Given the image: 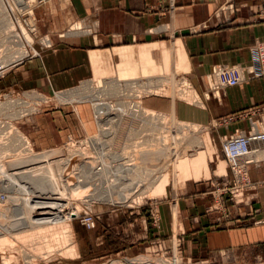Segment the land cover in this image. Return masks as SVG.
<instances>
[{
    "label": "crops",
    "instance_id": "obj_1",
    "mask_svg": "<svg viewBox=\"0 0 264 264\" xmlns=\"http://www.w3.org/2000/svg\"><path fill=\"white\" fill-rule=\"evenodd\" d=\"M30 14L36 52L7 68L0 89L36 90L48 96L112 76L153 78L159 71L179 69L199 94L203 90L211 95L206 83L211 68L245 69L250 48L264 41V0H51L46 5L32 3ZM203 92L202 108L157 95L142 97V103L154 111L167 110L179 121L205 126L216 138L246 132L253 121L264 131V77L224 87L211 97ZM18 126L36 151L59 147L96 129L84 104L44 107ZM205 136V156L176 167L152 198L162 197L170 185L175 190L189 181L204 184H186L178 197H162L156 227L138 212L113 215L92 231L73 223L78 253L86 245L95 256L104 251L131 256L152 241L171 248L176 242L190 259L264 248V143L250 146L252 190L242 202L213 210L206 182L230 177V172L220 161L210 171L216 149Z\"/></svg>",
    "mask_w": 264,
    "mask_h": 264
},
{
    "label": "rangeland",
    "instance_id": "obj_2",
    "mask_svg": "<svg viewBox=\"0 0 264 264\" xmlns=\"http://www.w3.org/2000/svg\"><path fill=\"white\" fill-rule=\"evenodd\" d=\"M18 1L20 0H12L10 2L9 0H1L2 4H4L3 6H5V8L7 9L6 14L8 15L9 19L10 17L19 19L18 15H23V13L25 12L28 13L27 17L31 15L30 12L32 10V3L30 4V6H28L26 10L21 11L16 4ZM25 6H27V4H25ZM10 11L12 14L10 13ZM28 22H29V19H28ZM11 24L13 26L14 33H17L21 37L22 35H24V38L22 37V41L21 40L19 41L23 43L22 47L25 52V55L23 57L16 59V61L21 60L23 58L33 56L34 53L36 52L35 50H33L35 43H33V39L31 35L29 34V32L25 33L24 31H22L21 29H24L23 26H20V30H19L18 27L12 23V20H11ZM29 27L31 28V26ZM13 32L9 33L10 36L13 34ZM9 39L11 40V38ZM14 44L17 45L16 43ZM14 44L13 45L6 44L5 46L1 45L0 47L1 56L0 57H2L7 50L10 52L11 50L13 51L14 49V51L17 52V49H18L19 51V48L18 47L15 48ZM10 47L11 49H9ZM161 63L162 62L160 61L158 64H161ZM8 64H5V65H8ZM162 71H159L157 75H155L153 78L159 77L164 72ZM170 71H173V70H170ZM180 72L177 75L178 83H182L183 81H185L186 84L184 88L185 89L188 88V90L192 91V94L187 92V94L189 93L190 96L187 95L186 98H183L180 94L178 95L176 91H175L176 93L174 94V96H170V93H171L170 90H168V88L167 89L160 88L159 84L157 82H154L153 79H151V77L150 78H137L129 74L122 75V76H112V77L98 80V81H92V82L88 81V82L80 84L77 87H74L68 90L54 91L51 93V95H48V96H45L36 90H26V91L16 92L12 89H7V88L0 89V103L5 102L7 98L10 99L11 101L13 100L12 102L16 100L17 103H21V104L16 103L17 105L13 103L12 104L13 107H10V108L8 107L6 110L3 109L2 112H0V131L2 132L0 133V144L4 143L5 147H9V146H6V142H5L6 138H10L11 133L17 132L21 136V138H23L25 142L27 143L26 146L28 145L27 147L25 146L28 150L25 151L26 155H23V156L28 157V155L29 156L39 155L42 159L52 158L51 159L52 162L55 161V162H58V164L60 163L66 166V171H65L67 175L66 180H69L71 178V183H70L71 185L70 184L69 185L71 187L70 189H73V191L66 190V187H65L66 185L64 184L63 180H59V185L58 186L54 185L55 186L54 189H58V193L52 196L50 192L41 193V191L44 192L46 191L47 188H51V186L47 184L38 186L36 188L37 190L38 188L40 189V192L38 193L36 191L31 192V193H26L24 191L22 192L18 191L17 189L19 187L21 189L23 188V186L19 184V180L27 181L31 179V177L29 176L30 170H31L30 165H32L33 167L37 166V161L34 160V164H33V161L30 162L29 160L27 163L21 164L24 160H18L19 158L13 159L14 157H17L18 155L24 154V153H21L20 151L21 148L18 144L14 146V148L17 149L16 152L10 153V156H12L13 158H11L10 156H6V155L0 158V202H1L0 203V222L4 221V224H0V237H1L0 238V264H138L139 262H145V261L163 262L167 264H264V248H261L259 250L250 251L242 255L241 254L239 255L237 253H231V252H220V253L210 255L209 257L200 256L202 258L199 257V258L190 259V258L184 257L180 253V250H179L180 247L176 245V242H174V245L171 248V247H168L166 244L162 243V241H159V242L152 241L151 243L143 247L139 246V248L135 250L133 255L131 256L121 255L122 254L121 251H117L116 253L104 251L103 253L97 254V256H95V253L87 252V249L84 248V246L86 245L81 246L80 252L78 253L77 243L75 241L74 234H73V227H72L73 223H77L85 231H92V230H95V228L97 227L99 223H103V222L105 223L107 219L114 218L113 215H118L120 213L129 214L131 212L133 213L138 212L139 214H141V216H143L147 224L154 225L155 227L156 225L158 226L159 214L157 212V209H158L157 206H158V203L160 202L159 200L165 195H167L168 193H171L172 197H178V195H180L183 192L184 187L186 184H188V182H185L183 186H179L175 190L172 189L171 185L167 186L165 190L166 192L162 197L152 198L155 188H157L162 183L164 184L167 183L170 179L169 173L170 174L173 173L174 175V169L176 167L188 164L194 159H198L200 157L205 156V154L207 153L206 149H208L207 144L205 142V138H207L205 136L206 133L210 136L208 137V139L210 140L208 144L212 143L211 142V139H212L215 149H216V153L212 155V160L208 163V167L210 171L216 170V163L218 161L223 163V167L225 169L226 163L224 161L225 159L222 153V145H221V139L223 136L221 138H216L214 132H211L209 128L205 126L197 127L196 125L189 124L183 121H179L174 115L167 112V110L166 111H154V110L147 108L146 103H142V97H147L150 95H157V96H162L164 100L165 99L167 100L171 99V101L172 99L180 100L189 105L202 108V104H197V102H195L197 101V99H195L196 95L193 93V91H195L199 99H201V94L203 90H201L202 92L199 94L198 90L189 83L190 81L185 80L184 77L181 76L182 73ZM110 81L122 82L124 84L133 81L138 85L140 84V86L125 88L127 84L121 85L120 87L121 90L123 91V88L125 89L123 91L124 92L123 94L122 93L118 94L119 96L117 95L116 97H106L103 100V102L105 103L112 102L111 104L115 105V102H117V100L124 101V102L128 101V103H130V101H134V102L139 103V105L144 109L153 111L154 113H157V114H166L169 117L174 118L176 122H180V124H182L183 126L194 128L195 137L197 138V140H199L201 144L198 148L196 149L193 148L192 150L191 145L189 144L190 139L188 138V136L183 135L181 137L182 139H179L180 136L177 134V132H175L174 128L171 131L166 132L164 128L162 127L163 125L161 124L158 125L155 123L150 125L153 130L152 132H144L142 134H139L138 139L135 138V140H133L129 136L128 137L126 136L127 131H125L120 136L116 135L118 137L115 136L111 140V142H114L115 145L111 147H107L108 153L112 161L110 165L111 167L116 166L123 161L125 157L122 155V153H125V154L130 153V149L124 151L123 148L125 145L131 143L132 141H134L135 143L142 142V141L144 142L145 139H148L151 137L155 139H153V141L150 144L154 145L156 141L157 142L156 145H158L159 140L157 138L160 136L169 135L172 139L175 138L173 140L178 139L176 140L178 142H175L174 144L175 145L174 151H176L175 155L177 156L170 155V158L168 159V160H172L170 165L166 166L164 169H160V166L167 159L165 158L167 157V154H165L164 161L159 162V167L158 169H156L153 175V178L150 181H146L145 178L141 179L140 183H137L136 185H134L135 187H137L136 189L133 186L134 189L132 190L131 193H129L130 191H127V193H129V195L125 197L127 198V200L126 202H122V203H113V202H106L101 199L93 200L91 198H87V196L90 194H88L89 192L85 190L89 189L88 188L89 184L81 183L85 181L84 176H81V177L77 176L78 174H81V173L84 174L87 171L95 170L96 168H98V165L101 162L100 159L96 162H91L93 157L100 156V154L98 155V153H100V148L94 144L87 143L89 139L96 138L100 131V126L97 123L98 121L97 116H95L96 114L93 109V105H91L93 103L90 101H86V100L81 101L80 103L79 102H63V101L61 102L57 98L58 93L64 94L67 92L69 93L72 92L74 94L76 93L78 94L80 92L89 93L90 91H93V90L99 91L101 90V87H103L106 82H110ZM88 83L91 84V88L86 87V84ZM165 83L169 84L167 82ZM206 83L208 86L210 84V81L207 80ZM141 84H143V86ZM181 90H183V88ZM203 93L204 95H206V97L207 96L211 97L212 94L214 95V93L212 92H211V95L207 94L205 91ZM162 97L160 99H162ZM81 104H84L89 107L91 114H92L94 124L96 125V129H94L92 134L87 135L85 137H82L79 139L69 138L67 142H65L63 145H60L59 147L51 148V149L44 150V151H36L35 149H33L30 142L24 136V134L21 132L18 126L21 120H23L24 118H27L30 115L37 113L40 109H43L44 107L51 106V107L58 108V107H61L62 105L63 106L73 105L76 107V105H81ZM95 117L96 119H94ZM102 117H105V116H101L100 118ZM125 118L127 119L128 117L124 116L123 119ZM125 120L123 122H125ZM128 121H129V118L128 120H126L125 123L122 122L125 128L124 126L121 127L119 125L117 127H120L125 130L126 129L132 130V128H136V130L140 129L141 125L136 124L133 121L130 124ZM137 121L139 120L137 119ZM126 123L128 125H126ZM5 127L7 128L5 129V131H3ZM130 135H131V131H130ZM129 138H130V142L127 141ZM114 139L116 140L113 141ZM105 152L107 153L106 150ZM150 152L152 153V151ZM77 153L80 156V158L76 156ZM159 154L160 156H162V153H159ZM81 155L82 157L83 155H85L86 157L84 156L82 158ZM87 160H89L90 162ZM107 162H109V160L106 158L104 159L103 164H106ZM24 165L26 166V168H24ZM114 168L117 169V167H114ZM72 170H74V174L70 176V172ZM37 172H40V171H37ZM221 174H224V170ZM101 175L102 174H100L99 177L105 179V177ZM39 177L47 178L46 174L43 175V172L39 174ZM230 177H223L220 179L218 178L216 179L212 177V181L206 182L209 184L208 190L210 191L211 196L213 197L214 202H213V205H211L210 207L213 210H217V209L226 210L225 207L223 206L224 203H228L230 205L232 204L236 205L235 200L232 199V195H231L232 193H229L227 191V187L229 184L227 181L230 180ZM34 179H37V177L34 176ZM45 180L49 181L48 179H45ZM105 180H106L105 185L107 186L111 184V186L114 187L117 184V182L116 183L112 182V178L111 179L106 178ZM78 181L80 182L78 183ZM204 182L200 181V182H196L195 184V182L189 181L188 185L195 186L199 184H204ZM191 183H194V184H191ZM123 186L121 187L122 191L118 190L117 192L123 193L124 192ZM253 186L254 185L252 184V187ZM78 187H80V189L83 188V190L79 191L78 189L77 191ZM245 193L246 191L241 196V199L237 201L242 202L243 201L242 198L244 197ZM91 194H94V193H91ZM32 198H34V201L31 200ZM18 202L19 203L23 202L24 204H27V205H29L30 203V204H33L34 206L31 207L32 210L31 208L23 209V207L13 210L12 208L13 205L16 203L19 204ZM6 206H9V207H6ZM215 206L217 207V209H214ZM12 212H15V213H12ZM83 212H88L91 217H84L85 215L82 216V214H84ZM39 214L40 216L36 220L32 217L34 215L37 216ZM224 215L228 216V213ZM91 218H92V221L94 222L93 223L94 226H89L88 224H86V222L89 221ZM49 221L50 223H48ZM13 222L14 224L20 225V226H15L17 227L15 229H19V230H15L16 232L15 231L12 232L7 229L4 230L3 227L7 228V227L12 226ZM176 228L178 229V224ZM1 234L3 235V237ZM2 238H5V239L3 240ZM163 245H165V247ZM118 252H121V253H118ZM174 256H177L178 258Z\"/></svg>",
    "mask_w": 264,
    "mask_h": 264
},
{
    "label": "bare ground",
    "instance_id": "obj_3",
    "mask_svg": "<svg viewBox=\"0 0 264 264\" xmlns=\"http://www.w3.org/2000/svg\"><path fill=\"white\" fill-rule=\"evenodd\" d=\"M10 1H12V0H9V2ZM50 1L51 0H47V1H43V0H20L16 4L19 7V9L21 11H23V10H26L28 8V6H30L31 3H34L36 5H46ZM25 4H27V6H25ZM3 5L4 4H2V2L0 0V16H1L0 17V47H1V45L2 46L3 45L5 46L6 44L13 45L14 43H16L17 45L14 44V47L15 48L18 47L19 51L17 49V52H16L12 48L13 51L11 50L9 52L7 50L5 52V54L2 57H0V67L2 69L0 72V76H2L3 74H6L7 68L9 66H11L12 64H14L16 59L23 57L25 55V52H24L23 47H22L23 43L21 42L22 37L24 38V35H22V37H21L17 33L13 32L14 30H13V26L11 24V20H12V23L15 26H17L19 30H20V26H23L25 30L21 29L22 31H24L25 33L29 32V34L32 32V29L29 27V26H31V22L30 21L28 22V19H29V17H27L28 13L25 12V13H23V15H18L19 19L16 18L17 20L14 17H10V19H11L10 20L8 18V15L6 14L7 9ZM10 13H11V11H10ZM11 32H13V34L10 36L9 33H11ZM9 38H11V40ZM19 40H21V41H19ZM4 49H6V48H4ZM9 49H11V47ZM8 63H10V64H8ZM5 64H8V65H5ZM163 71H162L163 73L159 77L151 78V79H153L154 82H157L159 84L160 88H166V89L168 88V90H170V92H171L170 96H174V94L176 92L178 93V95L180 94L183 98H186L187 95L190 96L189 93L192 94V91L188 90V88L187 89L184 88L185 84H186L185 81H183L182 83H178V81H177V75L181 70L178 69L176 71H174V70L170 71V70L166 69ZM208 79L210 81V78H208ZM165 82H167L169 84H166ZM125 84H127L125 86V88L139 87L140 86V84L138 85L133 81L125 83ZM125 84L122 82L110 81V82H106L104 84V86L101 87V90H99V91L93 90V91H90L91 93L90 92L89 93L88 92H83V93L80 92L78 94L77 93L74 94L72 92L71 93L67 92L64 94L63 93L57 94V98L61 102L63 101V102H79L80 103L81 101L86 100V101H90L93 103L91 105H93V109H94L95 114H96L95 116H97L98 121L97 120L96 121H97L98 125L100 126V131L98 130L99 134L96 138L89 139V141H87V143L94 144L100 148V153H98V155L100 154V156H98V157L96 156L97 158L93 157L91 162H96L99 159L101 162L98 165V168H96L95 170H90L84 174L81 173V174L77 175L78 177L84 176L85 181L81 182V183H88L89 184V187H88L89 189L88 190L86 189L85 191L89 192L88 194H90L87 196V198H91L93 200L94 199H101L103 201L113 202V203L126 202L127 198H125V197H127L129 195V193H131L134 188L135 189L137 188L134 185H136L137 183H140L141 179H143V178H145L146 181H150L153 178V175H154L156 169H158V167H159V162L164 161L165 154H167V157H165L167 159L160 166V169H164L166 166L170 165V163L172 161V160H168L170 158V155L171 156L172 155L177 156V155H175L176 151H174L175 150L174 144H175V142H178V141H176L178 139L173 140L175 138L172 139L167 134L168 136H160V137L157 136L158 137L157 139L159 140V143L161 145L159 143H158V145H156V143H157L156 141H155L154 145L150 144L153 141V139H155V138H151V137L148 139H145L144 142L142 141V142H136L135 143L134 141H132L131 143L125 145L123 150L126 151V150L130 149V153H126V154L122 153V155L125 157L123 159V161L120 164L111 167L110 165H111L112 161H111L110 155L108 153L107 147H111V146L115 145L114 142H111V140L116 135L120 136L125 131H127L126 136L127 137L129 136L130 138L135 140V138L138 139L139 134H142L144 132H152L153 130H152L150 125L155 123L158 125L159 124L163 125L162 127L164 128V130L166 132L171 131L174 128L175 132H177V134L180 136V138L177 137L179 139H182L181 137L183 135L188 136V138L190 139L189 144L191 145L192 150H193V148L196 149L201 145L199 140H197V138L195 137L194 128H189L188 126H183L182 124H180V122H176L174 120V118H171L166 114H157V113H154L153 111H149L147 109H144L139 105V103L134 102V101H130V103H128V101L124 102V101L117 100V102H115V105L111 104L112 102L111 103L103 102V100L106 97H116L118 94H121V93L123 94L124 93L123 91L125 89L123 88V91H122L120 87H121V85H125ZM141 85L143 86V84H141ZM86 87L91 88V84L90 83L86 84ZM176 88H177V90H176ZM182 88H183V90H181ZM187 92H189V93L187 94ZM218 92L219 91H216L214 95H216ZM193 93L196 95L195 99H197V101H195V102H197V104H201V100L197 96V93L195 91H193ZM172 100H174V99H172ZM12 101L7 98L5 100V102L0 103V112H2L3 109L6 110L8 107L9 108L13 107L12 106L13 103H15V104L17 103L16 100L14 102H12ZM17 104H21V103H17ZM101 116H105V117L100 118ZM124 116L129 118L128 122L130 124L133 121L134 123L141 125L140 129L136 130V128H132V130L131 129L125 130V129H122L120 127H117L118 125L121 127L124 126L123 123H125L126 120H128V118L127 119L125 118L126 120L123 119ZM94 119H96V117ZM137 119L139 121H137ZM124 120H125V122H123ZM121 124H123V125H121ZM126 125H128V124L126 123ZM129 126H131V125H129ZM7 127H5L3 129V131H5V129ZM124 128H125V126H124ZM130 131H131V135H130ZM0 133H2V132L0 131ZM118 136H116V137H118ZM130 138L127 141L130 142ZM115 140L116 139H114L113 141H115ZM5 142H6V146H9V147H5L4 143L0 144V158L3 157L4 155L10 156V153H15L17 149H15L14 146H16L18 144L21 148L20 149L21 153H24V154L18 155L17 157H14V158L12 156H10L11 158H13V159L19 158L18 160H24L21 164H25L29 160H30V162L33 161V164H34V160L37 161V166L34 165L35 167H33L32 165H30L31 170H30L29 176L31 177V179L27 180L29 182L19 180V184L21 186H23V188L21 189L19 187L17 189L18 191H21V192L24 191L26 193H31V192L36 191L38 193V192H40V189L38 188V190H37L36 188L38 186L47 184V185L51 186V188H47V189L45 188L46 191H44L45 190L44 189L43 190L44 192L41 191V193L50 192L51 196H52V195L58 193V189H54V187L59 185V180H63L64 184L66 185L65 186L66 190L73 191V189H70L71 188L70 187L71 178L69 180H66V176H67L66 172H65L66 166H64L60 163L58 164V162H55V161L52 162L51 161L52 158H48L50 160L42 159L39 155H32V156L28 155V157H24L23 155H26L25 151L28 150L26 148L28 145L26 146L27 143L25 142V140L23 138H21V136L17 132L11 133V137L6 138ZM23 147H25V148H23ZM105 150L107 151V153L105 152ZM29 151H30V149H29ZM150 151H152V153ZM74 153H75V151H74ZM159 153H162V156H160ZM76 156L80 158L78 153L76 154ZM84 156L85 155H83V157ZM81 157H82V155H81ZM106 158L109 160L110 163L107 162L106 164H103V161ZM87 161H89V160H87ZM114 167H117V169ZM24 168H26L25 165H24ZM37 171H40V172H37ZM41 172H43V175L46 174L47 178L39 177V174H41ZM72 174H74V170H72L70 172V176H72ZM100 174H102L101 176L105 177V179L106 178H108V179L112 178V182H114V183L117 182V184L114 187H112L111 184H109V186L105 185L106 180L99 177ZM34 176H36L37 179H34ZM45 179H48L49 181H46ZM79 182L80 181H78V183ZM28 183H29V185H28ZM122 186H123L124 192L123 193L117 192L118 190L122 191L121 190ZM133 186H134V188H133ZM78 189H79V191L83 190V188L80 189V187L77 188V191H78ZM127 191H130V192L127 193ZM91 193H94V194H91ZM20 197H22V196H20ZM31 200L34 201V198H32ZM3 202H5V201H3ZM5 205H6V203H5ZM33 206H34L33 204L29 203V205H27V204H24L22 202L19 204H17V203L14 204L12 208H13V210H15L17 208H21V207H23V209L24 208L29 209ZM36 206H38V205H36ZM6 207H9V206H6ZM31 210H32V208H31ZM47 210H49V209H47ZM12 213H15V212H12ZM83 213L84 214H82V216L85 215L84 217H91L88 212H83ZM39 216H40V214L37 216L34 215L32 217L36 220V219H38ZM41 221H42V219H41ZM48 223H50V221ZM93 223L94 222L92 221V218H91V220L88 222V224L92 226V225H94ZM0 224H4V221L0 222ZM15 226H20V225L14 224V222H13L12 226L7 227V228L3 227V228H4V230L7 229V230L12 231V232L15 230H19V229H15V228H17ZM8 234H10V233H8ZM2 237H3V235H2ZM2 239L4 240L5 238H2ZM3 242H5V241H3ZM138 264H167V263L145 261V262H139Z\"/></svg>",
    "mask_w": 264,
    "mask_h": 264
},
{
    "label": "built area",
    "instance_id": "obj_4",
    "mask_svg": "<svg viewBox=\"0 0 264 264\" xmlns=\"http://www.w3.org/2000/svg\"><path fill=\"white\" fill-rule=\"evenodd\" d=\"M1 70L0 67V72ZM5 75L3 74L0 78H4ZM262 77H264V41L258 42L250 48V64L245 69L236 66L212 67L208 76L210 78L208 87L215 94L216 91L224 87H235L245 80ZM254 143H264V131L255 121L250 122L248 131H235L221 139L224 161L231 174L230 180L227 181L229 183L227 191L232 193V199L236 203L239 202L237 200L241 199L245 191H250L253 188L248 178V165L251 162L250 146ZM89 221H85L86 224Z\"/></svg>",
    "mask_w": 264,
    "mask_h": 264
}]
</instances>
